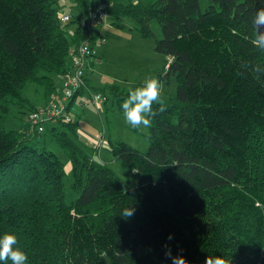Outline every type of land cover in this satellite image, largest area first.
<instances>
[{
	"label": "trees",
	"instance_id": "obj_1",
	"mask_svg": "<svg viewBox=\"0 0 264 264\" xmlns=\"http://www.w3.org/2000/svg\"><path fill=\"white\" fill-rule=\"evenodd\" d=\"M74 2L78 15L62 24L56 0H0V235L17 237L28 264H264V32L253 25L264 0H208L205 11L199 0ZM95 10L108 26L133 20L162 57L152 76L175 84L153 105L145 152L109 143L138 181L90 157L76 123L41 134L26 119L19 131L3 127L12 106L36 110L22 96L28 85L45 99L54 92ZM63 25H74L68 38ZM136 87L82 90L120 108ZM47 141L69 160L71 203Z\"/></svg>",
	"mask_w": 264,
	"mask_h": 264
},
{
	"label": "rangeland",
	"instance_id": "obj_2",
	"mask_svg": "<svg viewBox=\"0 0 264 264\" xmlns=\"http://www.w3.org/2000/svg\"><path fill=\"white\" fill-rule=\"evenodd\" d=\"M57 7L59 8V13H66L72 16L78 15V9L75 6L74 0H56ZM104 2H109L110 0H103ZM123 3L134 2L147 4L153 2L154 0H118ZM199 7L201 11H205L208 7V0H199ZM64 33L68 38L73 30L74 25L65 26ZM136 23L129 19L125 18L123 21L118 23L115 27H111V30L107 29L104 32V37L107 41L104 47H99L100 50H106L104 55H96L100 57L99 59L102 62L101 67L95 69L94 73L98 71L97 76L99 78V82L95 88H102L105 86H113L106 83H113L112 80L116 81V85L120 86V90L126 92L131 90L132 86L123 87L124 81L129 84H133L134 81L141 82L142 79L146 78V73L154 66L158 59H161V55L154 51V41L152 39H143L139 35L136 30ZM155 39L162 38L161 29L156 21H152L150 25ZM110 49V51H108ZM159 61V60H158ZM158 63V62H157ZM97 68V67H96ZM158 68L155 67L153 69ZM90 74L89 79L92 80L93 74ZM128 76L129 78H126ZM129 81H128V80ZM103 83V85H100ZM136 87V85H134ZM133 87V88H134ZM126 89V91H124ZM175 92V84L174 81L168 86H163L162 96H166L167 94H173ZM167 93V94H166ZM23 98L27 99L33 107L39 108L43 104H45L48 99L45 100L43 90L36 83H32L28 85L22 92ZM84 99L87 100V103L84 106L80 105V98H78L74 105L71 107V116L77 117L78 115H86V121L91 120L87 124H83L82 126L88 132L91 137L92 142L93 139H99L100 134H104L102 140L98 141L97 148L94 150L93 148H86L85 152L92 157L93 159L99 160L101 162H105L106 159L109 160L107 163L109 167L112 169L115 174L121 178L123 181H138L140 179V175L137 178H134V173L132 169L125 167L120 163V161H116L110 151L107 149L109 145V141H122L131 146L137 148L141 151H146L148 149V142L146 136L148 135V128H139L134 129L130 125H128L123 117L122 108L117 106V103H112L110 98L107 103V108L111 109L114 105L117 110L114 111V117L111 118V114L107 111L103 114L105 107L102 111L97 110L91 98H89L86 93L83 96ZM102 103H98L100 106ZM31 110L27 108L19 107L18 105L12 106L10 114L6 117L3 127L5 130L10 131H19L22 126L23 119H27V117L31 114ZM25 113V114H23ZM103 118V122L106 126V130L104 132L103 126L101 125V118ZM92 118V119H91ZM107 120V121H106ZM108 124L112 125L110 132L108 131ZM91 143V142H89ZM47 149L54 151L57 157L63 164L65 177H64V185H65V195L68 203L73 202L76 199L69 188L71 184V174H70V163L67 158L66 153L58 147L54 142L47 141L46 143ZM113 158V159H112ZM115 160V161H114ZM106 163V162H105Z\"/></svg>",
	"mask_w": 264,
	"mask_h": 264
},
{
	"label": "built area",
	"instance_id": "obj_3",
	"mask_svg": "<svg viewBox=\"0 0 264 264\" xmlns=\"http://www.w3.org/2000/svg\"><path fill=\"white\" fill-rule=\"evenodd\" d=\"M89 13V16L79 23V27L87 37L73 46L69 52L70 69L56 77L57 83L48 101L32 111L26 119L30 132L41 134L46 127L60 121L66 124L72 123L69 107L76 94L86 86L87 71L94 55L92 46L94 43V45H104L107 42L101 33L104 27H108V15L100 10ZM57 18L62 24H68L73 20L72 15L59 11ZM90 98L96 106L105 101L103 94H90ZM81 104L84 105V102L81 101Z\"/></svg>",
	"mask_w": 264,
	"mask_h": 264
},
{
	"label": "clouds",
	"instance_id": "obj_4",
	"mask_svg": "<svg viewBox=\"0 0 264 264\" xmlns=\"http://www.w3.org/2000/svg\"><path fill=\"white\" fill-rule=\"evenodd\" d=\"M253 25L258 34L264 32V10H260L253 18ZM163 85L156 77H150L143 83L132 90L128 97L121 104L123 117L128 125L134 129L149 128L151 120L149 117L154 116V104H161ZM159 111H164L161 106ZM129 211L127 215H131ZM17 237L14 234L0 235V264H28V255L20 250L17 245Z\"/></svg>",
	"mask_w": 264,
	"mask_h": 264
},
{
	"label": "crops",
	"instance_id": "obj_5",
	"mask_svg": "<svg viewBox=\"0 0 264 264\" xmlns=\"http://www.w3.org/2000/svg\"><path fill=\"white\" fill-rule=\"evenodd\" d=\"M111 27H113L112 25L111 26H108L107 28H105V30L103 31V34H104V32L107 30V29H109L108 31H110L111 30ZM107 43V42H106ZM105 46V44L104 45H94V46H92L93 47V53H94V55H93V57H92V59H91V61H90V64H89V68H88V71H87V76H86V86L83 88V90H84V92L86 91V89L88 88V87H92V88H95L94 86H97L98 85V82H99V78H98V76H97V73H98V71L97 72H95L94 73V71H95V69H98L99 67H101V65H102V62H101V60L99 59L100 57H98V56H96V55H104L105 54V52H106V50H100V48L99 47H104ZM108 51H110V49L108 50ZM159 60V61H158ZM157 60V62H156V64L154 65V66H152L151 67V69H149V71L146 73V78L145 79H147V78H150V77H153L152 76V73L155 71V70H158L161 66H162V57H161V59H158ZM158 66V68H156V69H153V68H155V67H157ZM97 67V68H96ZM92 73H94L93 74V76H92V80L91 79H89V76H90V74H92ZM126 78H129L128 76H126ZM145 79H142V81L141 82H138V81H134V83L133 84H129V83H127L126 81H124V85H122L123 87H128V86H132V88L131 89H133V87H134V85H136V84H138V83H143V81L145 80ZM110 80H112L113 81V83H106V85L107 84H110V85H113V86H117L118 88L120 87V86H118V85H116V81L114 80V79H110ZM128 80V79H127ZM129 81V80H128ZM56 82H57V78H56ZM100 85H103V83H100ZM120 89V88H119ZM83 90H82V92H83ZM124 91H126V89L124 90ZM83 92V95L82 96H76V98L73 100V102H72V104L70 105V107H69V112H70V114H71V107L74 105V103H75V101L78 99V98H80V105L81 106H84L86 103H87V100L86 99H84L83 98V96L86 94V93H84ZM88 94V96H89V98H90V93H87ZM46 100V99H45ZM81 101H83L84 102V105H82L81 104ZM95 105V104H94ZM102 106H103V109H104V107H105V110H104V112H102L103 114L107 111L108 113H110L111 114V118H113L115 115H114V111L113 110H117V108L113 105L112 107H111V109H108L107 108V106H104V104L102 103L100 106H96L95 105V108L97 109V110H101L102 111ZM85 116L86 115H78L77 117L75 116V117H71V119H72V123H76L77 124V127H76V134H77V142L83 147H88V148H93L94 150L98 147L97 146V144H98V141L99 140H102V138L104 137V134H105V136H106V133H104V134H100V137H99V139H97V138H95V139H93V141L94 142H92V140H91V137L89 136V134H88V132L85 130V128L82 126L83 124H87V123H89L91 120H88V121H86L87 120V118L85 119ZM103 118H105V116L104 117H102L101 118V120H100V122H101V125L103 126V130L105 129L106 130V126H105V124H104V122H103ZM92 119V118H91ZM107 121V120H106ZM111 128H112V125H110V124H108V131L110 132V130H111ZM105 130H104V132H105ZM89 142H91V143H89ZM109 142H114V141H109ZM109 146V145H108ZM108 146H107V149H108ZM135 148V147H134ZM137 149V148H136ZM141 151V150H140ZM54 152V151H53ZM55 153V152H54ZM56 154V153H55ZM113 159V158H112ZM115 161V160H114ZM106 162V163H105ZM105 164H107L108 162H109V160L108 159H106L105 160ZM108 165V164H107ZM109 166V165H108ZM138 177V174L137 173H134V178H137ZM121 179V178H120ZM122 180V179H121Z\"/></svg>",
	"mask_w": 264,
	"mask_h": 264
}]
</instances>
